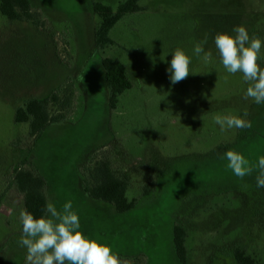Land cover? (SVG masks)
<instances>
[{
  "label": "rangeland",
  "instance_id": "1",
  "mask_svg": "<svg viewBox=\"0 0 264 264\" xmlns=\"http://www.w3.org/2000/svg\"><path fill=\"white\" fill-rule=\"evenodd\" d=\"M126 1L29 0L39 26L0 12V264H26L18 243L24 198L13 185L23 163L44 180L47 201L58 210L71 201L80 231L127 264H180L176 225L187 233L188 264H238L236 248L264 264L258 169L241 179L223 158L234 150L255 166L264 156V104L244 99L249 84L228 73L214 43L242 25L261 40L264 68V0H141V11L110 32L114 45L98 49L94 4L116 13ZM205 38L207 63L194 53ZM177 48L190 58V74L173 85L167 69ZM104 59L120 61L132 83L115 109ZM67 89L72 104L49 109L64 119L34 138L28 124H16L26 102L62 91L64 101ZM217 116L256 117L257 125L221 131ZM100 160L129 181L128 197L138 201L132 211L120 214L84 193V171Z\"/></svg>",
  "mask_w": 264,
  "mask_h": 264
},
{
  "label": "clouds",
  "instance_id": "2",
  "mask_svg": "<svg viewBox=\"0 0 264 264\" xmlns=\"http://www.w3.org/2000/svg\"><path fill=\"white\" fill-rule=\"evenodd\" d=\"M233 32L234 36L229 33H218L214 38L221 63L228 73L243 74L244 81L249 84L244 99H251L256 104H264V68H261L257 62L261 59L259 54L262 42L255 36L250 37L242 25L234 27ZM206 43L207 38L194 47L195 55L203 54L205 63L212 56L210 51H205L203 45ZM189 64L190 58L183 50L177 48L172 53L167 71L170 73V81L173 85L189 76ZM247 115L248 113L245 112L244 116ZM215 123L220 126L221 131L252 127L251 121L236 116H217ZM223 158L227 160V167L241 179L250 176L258 169L256 186L264 188V156L258 158L255 166L250 165L242 154L234 150L226 151ZM44 213L43 216L35 218L26 210L20 212L22 236L18 243L27 249L26 264H66V262L67 264H127V261H121L112 252L110 246L89 239L80 231V220L72 210L71 201L66 202L62 209L58 210L55 204L48 200Z\"/></svg>",
  "mask_w": 264,
  "mask_h": 264
},
{
  "label": "trees",
  "instance_id": "3",
  "mask_svg": "<svg viewBox=\"0 0 264 264\" xmlns=\"http://www.w3.org/2000/svg\"><path fill=\"white\" fill-rule=\"evenodd\" d=\"M140 1L127 0L118 7L116 13L109 7L94 4V12L100 19L95 34L98 49L104 50L114 45L110 38V32L126 15L141 11ZM0 12L12 22H28L36 26L40 24L38 18L31 11L29 0H0ZM102 67L111 94V107L115 109L119 97L132 88V83L128 78L126 67L120 61L104 59ZM61 93L52 94L45 99H32L26 102L23 107L16 110V124H28L29 136L34 138L50 123L64 119V115L51 116L49 110L51 104H59L64 110L72 104L73 93L67 89L65 93H70V95L66 96L64 101L60 98ZM251 123L256 127V117L251 119ZM24 166L23 163L14 170L13 185L24 198L25 210L32 213L35 218H39L45 214L44 209L47 203L44 194L45 182L41 177L25 170ZM83 191L91 199L113 206L120 214L132 211L138 202L136 199H129V181L117 176L107 160H100L94 164L93 168L85 169ZM145 193L147 195L149 192ZM186 239V230L181 225H176L174 227V246L180 264H188ZM234 257L238 264H261L242 248H236Z\"/></svg>",
  "mask_w": 264,
  "mask_h": 264
}]
</instances>
